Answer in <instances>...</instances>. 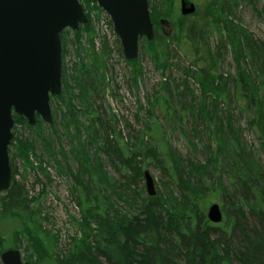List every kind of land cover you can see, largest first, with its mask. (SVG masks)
<instances>
[{"label":"trees","instance_id":"trees-1","mask_svg":"<svg viewBox=\"0 0 264 264\" xmlns=\"http://www.w3.org/2000/svg\"><path fill=\"white\" fill-rule=\"evenodd\" d=\"M79 1L83 4L88 0ZM148 3L154 37L151 40L144 37L140 39L139 53L148 54L151 65L161 72L172 65L175 45L187 46L196 56L195 61L203 62L194 69L192 67L195 62L181 68L184 86L178 93L183 95L181 101L185 106L184 110L189 111L193 121L213 125L212 133L220 142L218 148L225 149L219 152H224L228 159L225 168L229 186H225L220 178L222 163L218 160V154H211L208 163H197L176 155L167 143L164 147H160L157 142L147 143L143 135L138 136V141L126 153L124 147L116 141L108 139L107 135H100L103 139L100 148L115 157L117 164L123 167L121 169L132 171L141 177V161L151 155L154 164L166 175L164 186L167 195L175 201L170 205L163 198L167 195L158 192L156 195L146 196L144 203L137 204V213L128 216L129 218L124 215L115 222L108 220L97 203V196L91 191V183L94 184V176H98L102 162L94 155L96 167H92L88 161L89 156L86 157L85 153L91 135L98 131L95 124L100 127L104 125L92 108L91 93L94 92L97 96L98 90L103 91L106 58L110 52L106 38L101 42V50L94 51L95 31L86 12L88 23L79 26L77 30L67 29L73 33V42L79 55L78 65L74 66V74L66 73L65 67H62L61 93L51 96L50 104L53 100H60L66 105V111L61 113V124L65 131L73 129L74 136L82 130L86 132V141L78 138L70 150L79 163H82V174L86 176L71 175L76 181L75 188L79 195L77 201L81 210L87 216L100 220V225L97 230L85 225L83 235L73 238L67 256L56 258L53 264H264V162L253 159V156L258 157L238 139L240 130L234 127V115L231 111L227 108L225 115L217 111L218 98L222 95L232 97L240 113L248 117L247 128L257 129L259 143L264 148V45L255 41L251 33H246L230 18L234 15V0H210L205 13L195 11L181 15L178 12L176 16L175 0H148ZM161 5L162 10L159 8ZM160 19L168 20L172 33H163ZM211 28L219 34L220 44L214 49L207 35ZM82 33H85L84 37L87 36V42L91 46L92 53L88 58L82 57L79 52L84 39ZM64 35L63 32L60 34L62 55L66 46ZM222 48L228 49L234 62V70L229 77L217 72ZM124 61L130 68V79L137 88L140 81L138 79L143 75L141 58ZM190 79L196 84L198 97L194 96L195 91L190 90ZM169 82L166 79L162 81L161 91L154 92L153 99L148 100L149 121L145 123L147 130H154V125L159 128L158 120L153 115L154 108L160 107L167 115L171 114V98L164 95L171 90ZM180 86L175 85L176 88ZM185 92L191 94L196 104L184 100ZM76 101L82 107H78ZM225 103L229 104V101ZM209 104H212L211 107ZM79 115L88 117L89 124L84 125ZM12 117L13 137L8 148L9 153L10 149H14L10 160L11 183L5 192H0V204L21 222V227L13 233L14 248L20 239L25 241L27 249L35 255L34 262L41 263L45 258H52L46 256L47 245L43 237V234H52L42 232L40 208L32 205L34 202L38 203V199L30 197L25 183L16 179L17 166L14 160L19 158L24 161L26 169L36 168L44 173L46 166L36 154L34 139L18 138L14 131L23 126L35 132L43 127L44 122L39 115H36L34 125H29L23 116L14 112ZM55 124L53 115V121L48 126ZM182 133L186 136L184 131ZM228 133L233 140L230 147L226 148L223 135ZM188 141L195 147L194 142ZM42 144L60 167L62 161L56 158L57 153L62 155L63 163L67 162L66 152L61 146L53 151L51 142L44 137ZM31 156L38 158L36 166L33 165ZM131 176L130 179L125 176L123 183L119 185L131 188L130 185H134ZM204 176L208 180L203 179ZM99 178L106 180L109 185L116 184L107 175L99 174ZM120 190L119 198L126 202L130 200L131 205L135 206L136 200L127 197L124 188L120 187ZM212 201L219 202L223 215L220 222H211L206 215L208 204ZM3 243L0 237L1 247Z\"/></svg>","mask_w":264,"mask_h":264},{"label":"rangeland","instance_id":"rangeland-1","mask_svg":"<svg viewBox=\"0 0 264 264\" xmlns=\"http://www.w3.org/2000/svg\"><path fill=\"white\" fill-rule=\"evenodd\" d=\"M191 1L195 4V11L205 13L207 9L206 6L209 4L210 0ZM234 1V15H231L230 18L246 33H251L255 41L264 45V0ZM175 2L176 11L174 15L176 16L178 12L180 13L179 0H175ZM83 6L91 18L95 31L94 51L99 52L101 50V42L106 38L110 52L109 56L106 58L107 71L105 72V85L103 91L101 92L98 90L99 94L97 96L94 92L91 93L93 101L92 108L95 114L103 120L104 125L100 127L98 124H95L98 131L91 135V141L88 142L85 153L86 157L89 156L88 161L92 167H96L94 155H97L102 162V168L98 171V176H94V184H92L93 182L90 183L92 194L97 196V203L100 205L102 211L105 212L108 220L115 222V220L121 218L120 216L126 215V217H128L132 214H136L138 211L137 204L144 203V201H146L145 197L150 195L146 191L144 175L141 177L132 171L121 169L123 167H121L119 163L117 164L115 157H111L109 153L100 148L103 144V139L100 135H107L108 139L116 141L124 147L126 153L132 148L131 146H134L138 141V136L143 135L144 141L147 143L154 144L157 142L160 147H164L167 143L176 155L197 163H208L211 154L212 156L218 154V160L222 163V167H220L221 171L219 172L220 178L223 184H226L225 186H229L227 179L228 175L226 174L227 169L225 168V163H228V159L224 152H219V150L225 151V149L221 147L218 148L220 142L212 133L213 125L208 123L206 125L204 122L193 121L189 111L184 110L185 106H183L181 101L183 95L178 93L183 90L182 87L184 86V75L181 68L190 66L192 62H195V66L192 67V69H194L195 67L201 66L203 62L195 61L196 56L191 53L187 46H185V48L175 45L173 47L175 51L172 52V65L169 69L161 72L154 69L151 65L148 54L140 52L138 57L141 58L143 75L138 79L140 81H138V86L135 88L130 79V68L124 61L125 58L122 53L120 41L113 31L108 14L92 0L85 1ZM159 8L162 10L163 5ZM101 19L104 20L103 25H106V27L102 26V29L99 26V21ZM168 23L167 20V24H165L163 28V31H165L167 35L169 32L172 33ZM63 33L65 34L66 46L62 55V67H65L66 73L71 74L73 72L74 74V66L78 65L79 55L73 42L72 31L65 29ZM82 34L84 37L85 33ZM207 35L213 49L216 48L220 44L217 31H213L211 28L207 32ZM82 44L79 51L81 52V56L86 58L90 57L92 52L90 51L91 46L89 42H87V36L82 40ZM221 50L222 55L218 62L217 72L221 73L224 77H229L231 73H233L234 62L232 61L228 49L225 50V48H222ZM165 79L170 81L169 83L171 86L170 92H165L164 94L171 98L169 109V113L171 114L167 115L160 107L154 108L153 115L155 119L158 120L159 128L157 125H154V130H147L145 123L149 121V114L147 112L149 110L148 100L153 99L152 95L154 92L161 91L160 84ZM178 84L181 86L176 88L175 85ZM189 87L191 88L190 90L195 91L194 96L198 97L199 92L192 79L189 80ZM185 94L184 100L186 102L192 101L196 104V102L192 100L189 92H185ZM223 100L225 102L229 101V104H226ZM217 101L218 112L225 115V111L228 108L234 115V127L238 131L240 130L238 139L258 157L255 158L253 156L252 158L264 162V148L261 147L259 143L258 131L257 129L247 128L248 117L240 113L235 100L227 95H222ZM50 105L56 121L54 126L49 127L48 125L50 123L43 121V127L35 130V132L23 126L17 127L14 131V134L16 133L18 138L34 139L36 154L45 162L44 167L46 166V169L44 173L36 168L26 169L23 166L24 161L15 158L14 164L17 166L16 179L19 182L25 183L30 197H36V199H38V203L34 202L32 205L40 208L42 232H50L56 237L55 240L52 235L43 234L47 245L45 247L46 256L52 258H45L41 263L34 262L35 255L31 253V250L27 249L28 246H26V242L20 239L19 244L15 248L19 249L22 259L31 264H53L56 258L60 259L67 256L73 238L83 235L85 225L96 230L100 225V220L95 217L87 216V214L81 210L77 201L79 195L75 188L76 181L74 176L71 175L82 174V163H79L76 157L71 154L70 150L71 147L75 146L78 138L86 141V132L82 130L80 134H75L74 136L73 129L69 130V132L65 131V127L61 124V113L62 111H66V105L64 106L60 100H53ZM76 105L78 107L81 106L79 101H76ZM211 105L212 104H209L208 106L211 107ZM79 117L84 125L89 124L88 117L84 115H79ZM182 131L185 132L186 136H184ZM92 132L93 130L91 133ZM148 134H150V136ZM42 137L51 142L53 151H57L59 146L64 149L67 157L65 161L67 162L63 163L60 153L59 155L57 153L56 157L59 161H62V167L49 156L46 146L42 144ZM188 139L195 143V147L191 146ZM223 139L226 140V148H229L233 140L231 135L229 133L225 134L223 135ZM10 151L13 153L14 149L12 148ZM11 152L9 153L10 160L12 155ZM81 152L79 153L80 156ZM31 161L34 166L39 163L38 158L35 156H31ZM141 163L143 171L147 170L153 178L154 195L158 192L161 193V195L162 193L167 195L168 192L164 186L167 179L166 175L158 165L154 164L151 155H149L148 159H145V161H141ZM59 167L61 169H59ZM216 167L218 168V165H216ZM99 174L102 176H109L111 180L116 182L115 186L109 185L106 180H101ZM82 175L86 176V174ZM125 176L129 179L131 176L134 180V185H130L134 191L127 186L123 187L119 185L123 183ZM129 179L126 180L129 182ZM203 179L208 180V177L204 176ZM120 187L125 189L127 197L136 200L135 206L131 205L130 200L126 202L119 198L118 192L121 193ZM163 198L166 199L167 203L170 205L175 203L168 195ZM211 203L219 202L212 201ZM210 204H208V206ZM25 214L27 216L29 215V213L27 214L26 212ZM20 227V220L10 215L7 209L5 210L0 204V237L4 241L2 247L0 246V253L4 249L14 247L13 233ZM0 264H2L1 260Z\"/></svg>","mask_w":264,"mask_h":264},{"label":"water","instance_id":"water-1","mask_svg":"<svg viewBox=\"0 0 264 264\" xmlns=\"http://www.w3.org/2000/svg\"><path fill=\"white\" fill-rule=\"evenodd\" d=\"M93 1L108 14L124 57L136 59L140 38L154 37L148 0ZM179 1L181 14L195 11L192 1ZM86 23L88 17L79 0H0V191L7 190L11 180L12 113L30 125L35 124L36 114L52 121L50 96L61 92L60 33ZM143 175L147 193L154 195L153 178L147 170ZM206 215L214 223L223 217L218 203H211ZM0 260L2 264H31L15 248L2 251Z\"/></svg>","mask_w":264,"mask_h":264},{"label":"built area","instance_id":"built-area-1","mask_svg":"<svg viewBox=\"0 0 264 264\" xmlns=\"http://www.w3.org/2000/svg\"><path fill=\"white\" fill-rule=\"evenodd\" d=\"M103 23H104V20L101 19V20L99 21V26L101 27V29H102V26L106 27V25H103Z\"/></svg>","mask_w":264,"mask_h":264},{"label":"flooded vegetation","instance_id":"flooded-vegetation-1","mask_svg":"<svg viewBox=\"0 0 264 264\" xmlns=\"http://www.w3.org/2000/svg\"><path fill=\"white\" fill-rule=\"evenodd\" d=\"M165 24H167V22H166V21H165V23H164V24H161V26H162L161 28H162V29L164 28ZM162 29H161V30H162Z\"/></svg>","mask_w":264,"mask_h":264}]
</instances>
